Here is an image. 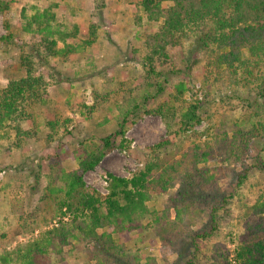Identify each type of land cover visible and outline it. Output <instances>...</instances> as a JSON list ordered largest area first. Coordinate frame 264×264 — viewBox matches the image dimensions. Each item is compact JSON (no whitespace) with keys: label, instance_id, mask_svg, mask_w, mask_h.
<instances>
[{"label":"rangeland","instance_id":"obj_1","mask_svg":"<svg viewBox=\"0 0 264 264\" xmlns=\"http://www.w3.org/2000/svg\"><path fill=\"white\" fill-rule=\"evenodd\" d=\"M8 1L10 8L4 14L0 13V35L12 33L17 46L14 49L0 46V87L11 78L24 75L20 65L22 51L31 53L35 61L36 48L44 51L42 54L46 53L44 38L47 33L37 30L34 23L26 29L32 16L45 9L54 14L50 20L53 33L47 37L59 39L56 44L59 52L48 58L51 68L36 61V73L49 81L50 99L34 109L33 119L21 123L24 130L34 135L17 147L14 133L9 129L0 130V261L17 248L23 250L27 243L38 241L43 244L49 236L47 232L52 231L51 245L46 246L44 252L33 254L35 264H115L113 259L105 260L102 252L105 245L77 229L79 217L74 221L71 213L62 216L64 209L59 210L60 201L67 189V173L73 172L81 160L96 150L101 137L117 129L119 111L112 104L106 102L89 115L84 105L99 100L97 95L111 91L122 95L127 104L128 99L142 91L148 68L142 62L141 40L144 33L157 30L159 22L148 21L137 9V0ZM5 21L9 29L5 28ZM90 26L95 27L96 41L85 46L82 42L89 35ZM74 29V36L64 37L75 32ZM67 45L73 46L74 50L67 53ZM191 47L186 40L183 49L171 50L172 61L180 69L188 66L185 57L191 58ZM202 70L197 63L193 70L188 68L184 74L179 72L171 80L172 83L183 80V97L188 102L202 100L204 94H208V100L201 108L202 121L195 129L209 134L175 136V145L165 150V156L159 161L160 168L153 173L160 171L167 179L171 178V186L161 190L150 183L149 198L145 201L146 214L135 222L118 221V225L109 224L97 230L110 234L113 243L110 251L116 257L136 264H184L189 259L195 264H235L236 250L258 220L260 214L255 213L252 204L264 177L257 171L251 173L238 191L226 224L209 240L199 241L197 250L189 245L190 235L205 223L213 199L208 203L190 202L176 207L170 203L169 198L175 194L191 165L186 160L192 159L193 150L198 154L205 153L206 161L199 162L198 167L207 168L212 174L207 191L232 192L235 173L241 169L242 160L234 156L232 148H221L222 139L226 133L235 143L237 137L232 138V131L239 127L245 131L255 119L245 116L243 108H227L226 104L219 103L217 94L225 92L226 87L202 83ZM171 85H167L164 96L172 91ZM55 119L59 123L67 120L65 127L51 128L47 122ZM166 136L167 130L160 116L136 115L133 123L125 126L124 138L130 142V151L125 147L107 151L94 169L83 173V182L88 188L107 194L109 174L129 176L148 156V147ZM251 147L252 151L244 156L247 165L252 163V156L262 145L256 139ZM182 252L184 256L180 257Z\"/></svg>","mask_w":264,"mask_h":264},{"label":"trees","instance_id":"obj_2","mask_svg":"<svg viewBox=\"0 0 264 264\" xmlns=\"http://www.w3.org/2000/svg\"><path fill=\"white\" fill-rule=\"evenodd\" d=\"M135 5L148 21L159 22L157 30L144 33L141 40L142 62L148 68L145 86L138 95L128 99L127 104H124L122 95L111 91L97 95L99 100L84 105L89 115L101 109L106 102L112 104L119 111L116 117L117 129L101 137L96 150L81 160L73 172L67 173V189L59 207V210L64 209L62 216L71 213L74 221L77 217L80 218V224H76L77 229L82 234L93 237L97 243L105 245V250L102 251L105 253V260L113 259L115 264L136 263L116 257L110 251L113 244L110 234L98 233L97 230L109 224L118 225V221L135 222L146 214L145 201L149 198L150 183L161 190L171 186V178L167 179L160 171L154 175L153 173L160 168L159 161L165 156V150L175 145V136L192 133L201 136L208 133L197 132L195 129L202 121L201 108L208 100V94H204L202 100L186 101L183 97L184 82L179 80L172 83L173 75L179 72L184 74V70H193L195 65L200 63L203 68L200 78L202 83L223 84L227 89L222 94H217L219 103L226 104L227 108H243L245 116L255 118L245 131L240 127L232 131V138L237 137L236 144L223 132L221 148H232L234 156L242 160L241 169L235 173L236 182L232 192L209 193L207 185L213 179L212 174L209 169L198 167L199 162L206 161L205 153L198 154L194 150L193 154L190 152L192 159L186 162L191 165L184 173L183 182L169 198L170 203L173 207L177 204L185 206L190 202L208 203L210 199H213V203L208 207L205 223L190 235L189 245L197 250L199 241L209 240L222 229L227 217L231 215L238 191L248 181L252 172L257 171L264 177V0H137ZM9 8L8 0H0L1 14ZM53 18L54 14L45 9L33 15L31 21L26 24L27 30L34 23L37 30L42 29L47 33L44 38L46 53L42 54L44 51L35 49L36 61L47 67H50L48 58L58 55L59 52L56 48L59 39L48 38L53 33L50 29V20ZM5 26L9 29L6 21ZM74 31L64 37L74 36L76 30ZM95 32V27L90 26L89 35L82 45L93 44L96 41ZM60 38L64 40L63 37ZM186 40L192 46L189 52L191 58L185 57L189 64L183 70L172 61L171 50L183 49ZM15 41L10 32L0 35L2 47L14 49L17 46ZM67 47V53L74 50L73 46ZM36 61L31 53L22 51L20 65L24 75L11 78L4 87H0V130L9 129L13 132L14 145L17 147H21L26 138L34 135L24 130L21 123L33 119L34 109L50 99L47 89L49 81L42 74L36 73ZM168 84L172 86V91L164 96ZM138 114L160 116L167 136L148 147V156L146 155L142 164L129 176L109 174L107 194L102 195L94 188H88L82 180L83 173L94 169L102 156L114 147H125L128 150L130 142L124 138L125 126L133 123ZM66 121L59 123L55 119L47 124L55 129L60 126L64 128ZM256 139L262 147L257 149V153L251 158L252 163L247 165L244 156L252 151L251 146ZM181 160L185 162L183 157ZM252 207L255 213L260 215L236 250L235 264H264V181L255 193ZM176 210L180 212L179 208ZM47 233L49 236L42 242L46 244H40L38 241L27 243L23 250L17 248L13 251L14 257L12 253L1 257V264L15 260L18 261L17 264H35L33 254L44 252L52 243V231ZM60 241L62 242V239H59ZM182 255L184 256L183 252L180 257ZM195 263L193 259H189L184 264Z\"/></svg>","mask_w":264,"mask_h":264}]
</instances>
